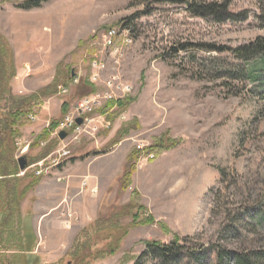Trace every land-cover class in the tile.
Listing matches in <instances>:
<instances>
[{
  "label": "rangeland",
  "instance_id": "rangeland-1",
  "mask_svg": "<svg viewBox=\"0 0 264 264\" xmlns=\"http://www.w3.org/2000/svg\"><path fill=\"white\" fill-rule=\"evenodd\" d=\"M27 1L0 0V89L9 86L0 106L40 93L30 103L35 118L24 120L16 139L17 158L37 156L44 141L55 144L47 157L66 144L70 150L22 202L28 247L39 240L40 263L137 264L147 241L187 235L205 247L264 249V49L236 55L264 41L256 0H189L218 7L202 15L163 0L23 8ZM110 27L132 29L119 64L100 42ZM98 53L103 80L119 76L132 86L130 103L95 108L78 143L70 133L56 141L52 130L39 144L37 136L64 117L63 104L71 112L85 96ZM54 82L56 92L45 94ZM59 85L70 91L59 94ZM151 145L156 159L139 149ZM135 150L142 151L127 175ZM148 216L153 223H133Z\"/></svg>",
  "mask_w": 264,
  "mask_h": 264
},
{
  "label": "trees",
  "instance_id": "trees-1",
  "mask_svg": "<svg viewBox=\"0 0 264 264\" xmlns=\"http://www.w3.org/2000/svg\"><path fill=\"white\" fill-rule=\"evenodd\" d=\"M49 0H28L23 8H34L41 6ZM172 3H186L188 7L199 15L204 12H212L218 9L215 4L202 5L191 3L189 0H163ZM264 17V0H256ZM264 49V41L257 40L254 44L244 46L236 50L238 57H246L252 53ZM72 78V76H71ZM74 78V77H73ZM72 78V79H73ZM89 89L85 96L97 91L98 87L87 81ZM58 82H54L51 90L45 94L56 92ZM8 89H0V102L3 99V94L8 93ZM44 93V92H43ZM40 93L31 96H23L17 99L13 98L8 108L0 106V264H41L38 255H33V248L28 247L25 228V220L22 214V202L26 199L27 194L34 189L41 181V175L25 174L20 176V168L16 155L18 148L16 139L21 134V126L25 119H28L31 114L30 103ZM130 103V98H125L117 101H109L104 108L113 109L115 107L124 108ZM68 103L62 106L63 116L68 111ZM63 118V117H62ZM61 119L54 120L49 124V128L42 134L37 136L38 143L46 140L49 133L58 127ZM56 141H58L57 138ZM46 142L44 151L37 156L32 157L28 161V156H25L28 165L35 163L47 157L54 147V142ZM157 146L151 145L144 148L146 155L153 153L156 156ZM169 149V148H165ZM163 149V150H165ZM142 150H135L131 153L126 162L125 173L131 175L133 173V163L138 153ZM155 151V152H153ZM153 159V158H152ZM156 159V158H155ZM31 161V162H30ZM222 171V176L224 174ZM144 222L139 221V218H134V224L153 223V217L148 216ZM194 245L190 246V243ZM189 243V244H188ZM201 244L194 236H186L180 238L176 236L169 244H164L159 241H147L146 248L143 253L137 258V264L142 258L151 257L153 264H264V249H227L218 244ZM34 247V246H33ZM115 250H111L114 253Z\"/></svg>",
  "mask_w": 264,
  "mask_h": 264
},
{
  "label": "built area",
  "instance_id": "built-area-1",
  "mask_svg": "<svg viewBox=\"0 0 264 264\" xmlns=\"http://www.w3.org/2000/svg\"><path fill=\"white\" fill-rule=\"evenodd\" d=\"M132 29L129 27L124 28V30H117L115 27H110L105 30L102 37H100V42L103 46V52L107 51L108 54L114 58L115 64H119V56L123 53V48L128 47L132 42ZM101 54H95L91 62L92 75L89 80L98 86L96 92L84 96L81 98L74 106L73 111H69L64 115L58 127L54 131V136H59V132L62 130L69 131L71 136L70 143H78L84 133H88V128L90 123L93 121V117H89L95 108L104 106L109 101H117L127 98V96L132 91V86L126 84L119 76H113L111 79L103 80L101 77V72L105 69V64L101 58ZM113 60V61H114ZM75 83H78V77L74 79ZM103 87L104 90H101ZM59 94H67L70 91V87L67 85H59ZM29 117L34 119L35 116L30 114ZM77 118H82L81 124L76 122ZM101 118V116L99 117ZM105 120V119H104ZM110 126V121L107 122ZM96 130V128H93ZM42 144H45L43 142ZM67 144L64 145L59 150L55 151V157L51 155L45 159L40 160L29 166V168H34V172L37 175L50 174L48 173V165H55L56 161L61 159L63 156H68L70 150L67 148ZM28 145L21 148V152H25ZM139 149H144L141 146ZM149 158H154V154H148ZM48 160H51L53 164H48ZM47 161V162H46Z\"/></svg>",
  "mask_w": 264,
  "mask_h": 264
},
{
  "label": "water",
  "instance_id": "water-1",
  "mask_svg": "<svg viewBox=\"0 0 264 264\" xmlns=\"http://www.w3.org/2000/svg\"><path fill=\"white\" fill-rule=\"evenodd\" d=\"M82 121H83L82 118H77V120H76V122H77L78 124H81ZM66 136H67V132H66V131H61V132L59 133V137H60V139H65ZM18 163H19V168H20V170H22V171L25 170V169L27 168V166H28V162H27V159H26L25 156H20V157L18 158ZM67 264H71V262H68Z\"/></svg>",
  "mask_w": 264,
  "mask_h": 264
},
{
  "label": "crops",
  "instance_id": "crops-1",
  "mask_svg": "<svg viewBox=\"0 0 264 264\" xmlns=\"http://www.w3.org/2000/svg\"><path fill=\"white\" fill-rule=\"evenodd\" d=\"M68 174H69V173H68ZM78 176H79V175H78ZM76 177H77V176H76ZM76 177H75L76 182H78V181H79V180H78L79 177H77V178H76ZM71 181L74 182V180H70V182H71ZM22 214H23V213H22ZM30 215L32 216V222H33V217H34V216H33V214H31V213H30ZM23 217H24V214H23ZM33 224H34V223H33ZM38 244H39V240L37 241L36 246L33 248V255H35V254L38 255V254H37ZM40 262H41V261H40ZM44 264H45V263H44Z\"/></svg>",
  "mask_w": 264,
  "mask_h": 264
},
{
  "label": "bare ground",
  "instance_id": "bare-ground-1",
  "mask_svg": "<svg viewBox=\"0 0 264 264\" xmlns=\"http://www.w3.org/2000/svg\"><path fill=\"white\" fill-rule=\"evenodd\" d=\"M57 162V161H56Z\"/></svg>",
  "mask_w": 264,
  "mask_h": 264
}]
</instances>
